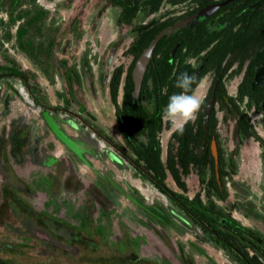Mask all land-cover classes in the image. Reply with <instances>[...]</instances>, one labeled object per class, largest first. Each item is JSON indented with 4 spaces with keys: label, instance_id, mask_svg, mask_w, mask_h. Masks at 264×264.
I'll use <instances>...</instances> for the list:
<instances>
[{
    "label": "flooded vegetation",
    "instance_id": "1",
    "mask_svg": "<svg viewBox=\"0 0 264 264\" xmlns=\"http://www.w3.org/2000/svg\"><path fill=\"white\" fill-rule=\"evenodd\" d=\"M80 1L81 5L85 0ZM144 1L133 0V5H138V9L128 22L118 21L122 7L113 4V0H103L99 9H116L115 24L126 27V32L120 36L127 38L123 53L128 61L115 64L108 78L109 83L114 71L122 68L118 103L122 101L128 73L133 83L134 63L148 45L135 55L129 51L132 44L142 39V33H154L149 42L161 34L155 45L157 52L154 47L145 73L154 67L159 73H167L170 69V76L188 72L198 77V82L203 81L197 91L201 90L205 102L195 122H189V128L195 138L193 150H205L210 154L211 160L204 164L207 174L211 176L214 172L219 180L221 167L228 170L235 165L237 168L236 158L242 153L248 163L241 170L249 177L256 174L251 179L252 182L257 180L260 167L256 158L259 146L264 145L260 130V127L264 129V111L262 105L257 103L258 99L264 97V0H159L157 9L150 13H146L149 4ZM43 3L46 7L52 6L50 2ZM165 58L167 63L157 62V59ZM187 61H193L195 67ZM6 84L10 89L3 90L5 93L0 90V264H26L29 257L32 264H57L52 262L54 250L67 256L74 253L82 255L83 259L78 260L77 264H172L161 256L150 259L138 254L137 248L145 241L146 234L141 231L132 234L130 229L133 226L126 220L120 222L119 217L125 214L129 218H136L145 229L151 226L160 236L163 234L151 223L160 227L179 226L180 221L189 224L194 227V234L199 240L213 245L219 254L237 263L223 247L206 239L198 217L188 220L172 200L144 177L131 159L123 154L121 150L128 153L131 149L125 143L114 103L122 142L115 141L96 127L88 114L51 106L40 99L37 92L30 93L26 89L31 98L29 100L8 82ZM243 91L248 93L242 94ZM12 94L21 95L28 103L29 108L23 115L8 112L13 101ZM61 111L68 117L61 119ZM33 112L37 116L31 115ZM256 119L259 129L254 125ZM162 122L163 131L159 132L161 141L164 132L170 131L165 158H162L164 148L163 141L162 144L160 141V158L164 162L169 143L176 152L180 146L183 150L188 130L172 135L176 131L171 125L165 127L167 121L163 117ZM107 157L116 165L125 159L134 168L140 182L127 177L129 185L122 186L108 172L97 171L95 163L91 164L93 159L101 161ZM190 173L196 174L199 189L189 197L194 198L200 192V197L206 201V184L201 182L195 169L192 168ZM188 175L183 177L185 183ZM168 176L181 191L172 189L185 194L187 189L179 187L169 172ZM226 176L225 188L228 192ZM142 180L166 196L177 210H168L155 202L148 203L146 199L153 191L149 186L143 187ZM120 195L132 202L136 210L127 213V209L120 204ZM214 199L218 204L227 201ZM36 202L40 203V208H36ZM62 211L67 212L68 216L61 214ZM224 212H230L235 218L231 209L224 207ZM244 215L249 216L250 213L245 212ZM174 218L179 222H175ZM217 220L225 227L231 224L227 215L217 216ZM121 223L124 228L119 238L112 240L113 227L119 231ZM231 227L238 228L235 224ZM247 233L253 240V247L257 248L261 244V232L250 228ZM190 244L198 252L205 253L194 242ZM169 247L172 248L171 245ZM105 249L111 252L107 259L103 256L84 260L83 254ZM248 249L253 252L251 247ZM219 261H223L221 256ZM179 264L196 263L193 259L184 258Z\"/></svg>",
    "mask_w": 264,
    "mask_h": 264
},
{
    "label": "rangeland",
    "instance_id": "2",
    "mask_svg": "<svg viewBox=\"0 0 264 264\" xmlns=\"http://www.w3.org/2000/svg\"><path fill=\"white\" fill-rule=\"evenodd\" d=\"M30 1L26 0L23 2L21 8H26ZM43 1L52 3V6L46 7ZM80 3V0H35L36 6L47 10V17L44 20L46 22V29L43 35L40 36L32 33V31L31 35H26L27 39L25 38V40L29 44H26L25 50L20 48L16 39V28L23 19H18L15 23H10L7 10L8 6H4L1 3L0 66L14 62L18 68L27 73L29 83L35 86L41 94L42 99L46 100L49 105L65 107L73 111L82 110L81 112L90 116L96 127L104 130L115 141L122 142V137L115 119L114 104L108 89V78L115 64L128 61L123 53L127 38L120 36V34L126 32V27L115 24L116 9L107 7L99 11L103 0H85L81 5ZM8 33H10V38L7 39L5 36ZM43 37L46 40L54 39L50 53V62L53 65L51 66V77L48 76L44 69L48 59V52L41 47L40 40ZM62 60H66V65H63ZM88 65L90 68H88ZM68 66L74 67L77 70L80 82L74 79L73 83L71 85L69 84V78L65 74V69ZM2 78L0 77L1 92L10 89L6 84L8 82L10 86L19 90L20 94H23L27 99L31 100L26 87L17 78ZM12 95L13 101L9 106L8 112L11 115H23L25 110L29 108L28 103L21 95ZM31 115L37 116L34 112ZM59 116L60 118L68 117L62 111L59 112ZM64 125L66 128H69L66 122H64ZM260 130L261 136L264 138V129L260 127ZM159 137L161 141V133ZM162 146L164 148L162 158H165L166 144ZM258 150L259 153L256 158L260 167L258 179L252 182L251 178H255L256 174L253 173L249 177L246 175V172L241 170L242 166L246 165L248 161L242 153H239L236 158L237 171L233 176H226L229 189L228 199L225 202L219 203L226 208L234 205V208H230L231 214L240 223L259 230L264 234V145H260ZM121 161L116 165L107 157L101 161L93 159L91 164L95 163V169L97 171L102 173L104 171L108 172L122 186L129 185L127 177L131 180L139 181L140 178L134 168L128 165L125 159ZM105 166L107 167L106 170L104 169ZM85 178L88 177L85 176ZM166 182L171 188L181 191L174 184L170 176L167 177ZM186 183L187 190L185 194L192 196L199 189L196 174L190 173L186 177ZM141 185L143 187L149 186L153 191L148 196L149 198L146 199L148 203L155 202L168 210H177L167 197L157 192L152 185L144 183L143 180ZM75 195L77 196L79 194ZM119 198L121 206L127 209L126 212L136 210L134 204L128 199L123 196L121 197V195ZM76 203L77 201H75V205ZM35 206L36 208H40V203L36 202ZM118 210L120 212V209ZM252 210L255 213L251 214ZM245 212L250 213V215L245 216ZM61 214L68 216L67 212L64 211ZM130 214L132 213L130 212ZM119 219L120 222L126 220L133 226L130 229L132 234L140 231L146 234L145 241L142 244L140 243L137 248L138 254L141 257L157 259L161 256L172 264H179L181 263V259L184 258L190 261L193 259L196 264H237L232 262L228 257L219 254V250L213 245L199 240L194 234V227H191L189 224L187 225L180 221L179 226L170 225L160 227L151 223L163 234V236H160L153 231L151 226L148 229L143 228L134 217L129 218L125 214L124 216H120ZM174 220L175 222L178 221L176 218ZM122 227L124 228V224L122 223L121 225L119 224V231L113 227L114 233L110 236L112 240L119 238ZM36 232L38 233V230ZM190 242H194L202 247L205 253L198 252L191 246ZM170 245L172 248L169 247ZM110 253L109 250L105 249L94 252L90 251L83 255L84 260L88 257L92 259L106 257L107 259ZM218 255L222 257V262L219 261ZM37 258L39 260L44 259L43 257ZM26 259L27 261L24 260L26 264H32L30 257ZM80 259H83L82 255L77 253L67 256L62 255V252L59 250L53 251L52 262L57 264H77V261Z\"/></svg>",
    "mask_w": 264,
    "mask_h": 264
},
{
    "label": "trees",
    "instance_id": "3",
    "mask_svg": "<svg viewBox=\"0 0 264 264\" xmlns=\"http://www.w3.org/2000/svg\"><path fill=\"white\" fill-rule=\"evenodd\" d=\"M25 1L26 0H0V4L2 3L4 6H8L7 10L10 23H15L16 20L23 19L16 28V39L22 50H25L26 44H29L25 38L26 35H31V31L38 36L43 35L46 29V22L44 20L47 17V10L40 6H36L35 0L28 2L26 8H21ZM144 3L149 4L146 13H150L157 9L159 0H146ZM113 4L122 7L118 15L119 22H128L129 17L133 16L138 9V5H133V0H113ZM153 34V32L147 35L142 33V39L133 43L129 51L138 55L142 48L148 44ZM5 37L7 39L10 38V33L6 34ZM40 41L42 49L48 52V59L44 69L48 76H50V68L53 66L50 62V53L52 51L54 39L46 40L43 37ZM154 51L157 52V47H155ZM62 61L63 65H66V60ZM158 61L160 63L163 61V63L168 62L167 58H165V60L157 59V62ZM88 68H90L89 65ZM121 71V67H118L116 71H114L108 85L111 100L116 106V115L125 137V143L131 149L128 153H125V150H121L123 154L128 159H131L144 177L149 179L155 187L172 200L175 206L180 209L188 220L198 217V223L205 231L206 239L223 247L234 261L239 264H264V234L262 232L259 233L261 238V244L258 245L259 247H253V240L247 233L250 228L241 225L238 220L230 215V212H224V207L218 204L214 199L216 198L222 201L227 200L228 192L225 188L224 176L235 173L237 171L236 166L234 165L228 170L221 167L219 170V180L215 178L214 172H212L211 176L208 175L204 164L211 160L210 154L206 153L205 150H193L192 143L195 141V138L190 134L192 129L191 127L189 128V123L185 125V129H187L188 132L186 133L185 146L182 150L180 160H178L177 152L173 150L171 143L168 144L165 161L163 162L160 158L161 145L159 132L163 128L162 114L169 96L181 91L175 87L176 76L178 75L170 76V69L167 73H159L155 67L152 68L151 71L147 69L141 90L138 94H135L133 92V83L129 72L123 85L122 101L118 103L117 97L119 93ZM65 74L69 78L70 85L73 83L74 79L80 82L79 74L74 67H66ZM0 77H16L20 79L30 93L37 92V96L42 99L41 94L35 86L29 83L27 73L18 68L14 62H10L8 65L2 64L0 66ZM198 79L197 77V81ZM241 93L248 92L243 91ZM257 103L262 105L264 111V97L258 99ZM81 109H83V107H81ZM170 125L171 124L167 121L165 127H169ZM177 132L178 131L172 135H176ZM106 137L107 140H110L109 136ZM198 141L199 139L197 143ZM194 145L196 146V144ZM192 168L199 174L201 182L206 184V201H203L200 197V192H198L194 198H190L186 194L173 190L165 181L169 172L177 185L183 190H186L187 186L183 177L188 175ZM231 207H234V205H230L229 209ZM224 215L230 218L231 224L227 227L223 226V223L217 220V216ZM232 224H235L239 229H233V227H231ZM249 247L252 248V253L249 251Z\"/></svg>",
    "mask_w": 264,
    "mask_h": 264
},
{
    "label": "clouds",
    "instance_id": "4",
    "mask_svg": "<svg viewBox=\"0 0 264 264\" xmlns=\"http://www.w3.org/2000/svg\"><path fill=\"white\" fill-rule=\"evenodd\" d=\"M195 67L193 61H187ZM175 76L176 74L173 73ZM195 85V87H194ZM203 85V81H197L194 74L183 72L176 76L175 87L181 91L169 96L163 110V119L168 121L175 131L183 134L185 125L194 123L198 113L205 102V96L198 93L197 89Z\"/></svg>",
    "mask_w": 264,
    "mask_h": 264
},
{
    "label": "water",
    "instance_id": "5",
    "mask_svg": "<svg viewBox=\"0 0 264 264\" xmlns=\"http://www.w3.org/2000/svg\"><path fill=\"white\" fill-rule=\"evenodd\" d=\"M161 37V34L156 35L149 43L146 47H144V49L142 50V52L140 53V55L137 57L135 63H134V67L132 69V79H133V83H134V89L133 92L135 94H138L141 88V83H142V79L146 70V66L152 56V52L153 49L156 45V43L158 42L159 38ZM52 75V73H51ZM50 75V76H51ZM264 76V75H262ZM62 138L65 139L64 136H62ZM66 142L68 141L67 138L65 139ZM182 155V150H181V146H180V150H177V157L178 160H180V157Z\"/></svg>",
    "mask_w": 264,
    "mask_h": 264
},
{
    "label": "bare ground",
    "instance_id": "6",
    "mask_svg": "<svg viewBox=\"0 0 264 264\" xmlns=\"http://www.w3.org/2000/svg\"><path fill=\"white\" fill-rule=\"evenodd\" d=\"M49 4L51 5V3H49ZM201 89H202V88H201ZM198 93L201 94V90H198ZM169 132H170V131H167V130H166V131L164 132V134H163V139H162V140H163V145H165L166 142H167V138H168ZM139 184H140V183H139ZM140 186H141V185H140ZM146 190H147V189H146ZM146 190H145V191H146ZM146 192H147V191H146ZM149 192H150V191H149ZM147 193H148V192H147ZM147 195H148V194H147Z\"/></svg>",
    "mask_w": 264,
    "mask_h": 264
},
{
    "label": "built area",
    "instance_id": "7",
    "mask_svg": "<svg viewBox=\"0 0 264 264\" xmlns=\"http://www.w3.org/2000/svg\"><path fill=\"white\" fill-rule=\"evenodd\" d=\"M252 119H253V118H252ZM254 122H255V123H254L255 127H256L257 129H259L260 126H259V123H258V119L254 120Z\"/></svg>",
    "mask_w": 264,
    "mask_h": 264
}]
</instances>
